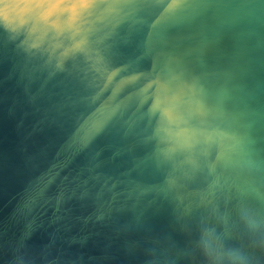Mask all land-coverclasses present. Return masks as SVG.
Segmentation results:
<instances>
[{"label": "water", "instance_id": "obj_1", "mask_svg": "<svg viewBox=\"0 0 264 264\" xmlns=\"http://www.w3.org/2000/svg\"><path fill=\"white\" fill-rule=\"evenodd\" d=\"M264 231V0H0V264H204Z\"/></svg>", "mask_w": 264, "mask_h": 264}, {"label": "clouds", "instance_id": "obj_2", "mask_svg": "<svg viewBox=\"0 0 264 264\" xmlns=\"http://www.w3.org/2000/svg\"><path fill=\"white\" fill-rule=\"evenodd\" d=\"M241 221L247 230L245 246L229 245L215 230H205L198 242L204 264H264V231L258 221L244 213Z\"/></svg>", "mask_w": 264, "mask_h": 264}]
</instances>
